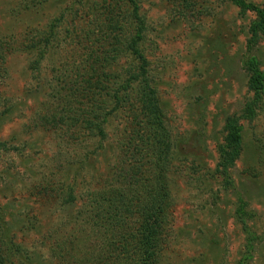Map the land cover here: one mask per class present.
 <instances>
[{
    "label": "rangeland",
    "instance_id": "rangeland-1",
    "mask_svg": "<svg viewBox=\"0 0 264 264\" xmlns=\"http://www.w3.org/2000/svg\"><path fill=\"white\" fill-rule=\"evenodd\" d=\"M257 20L231 0H0V244L18 247L11 261L143 264L157 224L151 264H264V94L239 123L240 156L224 167L222 151L228 120L254 97L245 62L264 73V35L249 48ZM138 36L87 73L95 87L132 91L133 105L111 115L103 104L91 130L66 107L67 77L105 38L127 47ZM145 90L160 120L148 139L171 145L161 175L147 136L126 153ZM139 156L148 175L131 186L124 159Z\"/></svg>",
    "mask_w": 264,
    "mask_h": 264
},
{
    "label": "trees",
    "instance_id": "trees-1",
    "mask_svg": "<svg viewBox=\"0 0 264 264\" xmlns=\"http://www.w3.org/2000/svg\"><path fill=\"white\" fill-rule=\"evenodd\" d=\"M236 7H238L242 13L249 12V11H255L258 14V20L254 23H252L250 32H251V40H250V46H254L257 42V39L260 35H264V10H259L256 6L253 4H248L245 0H231ZM142 31L140 26V20L137 21L135 32L140 34ZM121 35L126 32V30L122 27L120 28ZM87 35H85V38ZM139 36L132 40V43L129 44V46H117L112 45V43H108L110 48H107L108 46H104V42L106 41V38L102 40L100 43L95 44L94 47H98L99 49H95L93 47V51L91 55H88L87 59L82 63L83 65H79L76 67V70L73 72V76L67 77L68 83L73 86V95L68 99L67 102V108L70 110H74L76 106H79L77 109V113L79 114V119L82 122H86L88 127L91 129V125L93 124L94 120L93 118H97L99 115H101L100 108H104L103 104H106V107L104 109H108L110 111L111 115H114V109L116 108H123L125 105L132 107L133 105L130 104V94H132V91L128 94V90L117 89L116 91H112L110 86L106 84L102 88L95 87L93 84V80H91V77L93 78L95 75H88L87 73L96 72L98 68H108L113 64H116L118 62L119 54L123 53L125 54L128 48L130 50H133L137 46V40ZM121 41V38L119 39V43ZM118 44V41L115 43ZM252 49V48H251ZM137 56H140L138 51H133ZM92 59V61H90ZM245 67L249 72H251L252 77L249 82L250 90L252 91L254 97L251 100V103H248L244 112L243 117L239 118H231L227 122L226 126V138L224 145L222 146V151L224 150V154L226 157H229V159H226L224 163V167H228L230 164H233L232 162L235 160L236 157L240 156L241 148H242V126L239 125L240 121L243 119H252L254 118L256 111L255 108L257 107L258 103L261 101L262 96L264 94V73L260 71L258 67V62L254 58H249L245 62ZM82 69V70H81ZM80 70V71H79ZM81 72V73H80ZM75 73V75H74ZM92 74V73H91ZM85 78V79H84ZM83 80V81H82ZM97 83V82H96ZM126 91V92H125ZM146 91V90H145ZM147 92V91H146ZM128 94V95H127ZM150 92H147L145 95V102L142 108H140V111L132 110L131 114H133L130 117V131L127 133V144H125L126 148L128 149L126 153H130L134 150L135 142L137 138H145L146 136V145L155 152V162L158 166V173L159 175V169L160 164L163 162V156H167L170 150V143L169 141L164 143V140L162 141L160 145V149H155L156 142L149 141L148 137L150 135H154L155 131H153V128L157 125L149 123L152 120H156L158 123H160V120L157 118L159 113L157 114L159 107L154 104V102L151 99ZM108 98L111 99V101H108ZM99 101V102H97ZM160 112V111H159ZM157 114V115H156ZM129 118V117H128ZM129 121V120H128ZM137 126V129L135 128L133 130L132 126ZM145 125V127H142ZM146 125L149 126V129H146ZM152 126V127H150ZM142 129L146 130L147 132H150L149 135H145V133L140 132ZM92 130V129H91ZM144 131V132H146ZM164 143V146H163ZM152 146V147H151ZM137 152V151H136ZM142 157H127L124 159V162H133L134 164L126 165L125 168V179L127 183L134 184L132 181L135 182H142L148 175V173L144 172L143 170V160L138 163L137 159ZM168 158V156L166 157ZM167 160V159H166ZM161 161V162H160ZM142 175V176H141ZM161 177V176H160ZM160 179V178H158ZM161 182V179H160ZM107 184V183H106ZM93 194V192H92ZM97 193H94V195H91L92 197L98 198L101 194L96 195ZM94 203V201H93ZM162 210L164 208V204L161 205ZM157 211H151L149 213V224L152 222V218L157 215ZM158 232H157V224H153L147 230L146 238H145V245L146 249L145 251L141 252V259L142 263H153L155 262V256H156V241L158 238ZM156 238V239H155ZM155 239V242L153 241ZM125 241V240H124ZM2 243V242H1ZM126 243V241H125ZM18 251V247L9 246L7 249L5 247V250L2 249V245L0 244V264H14L11 259H13V255ZM141 263V261L139 260Z\"/></svg>",
    "mask_w": 264,
    "mask_h": 264
}]
</instances>
